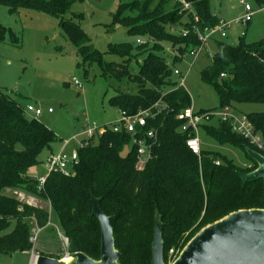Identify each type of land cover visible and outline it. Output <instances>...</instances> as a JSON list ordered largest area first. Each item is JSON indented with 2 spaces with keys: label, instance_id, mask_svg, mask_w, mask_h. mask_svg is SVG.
Listing matches in <instances>:
<instances>
[{
  "label": "trees",
  "instance_id": "1",
  "mask_svg": "<svg viewBox=\"0 0 264 264\" xmlns=\"http://www.w3.org/2000/svg\"><path fill=\"white\" fill-rule=\"evenodd\" d=\"M82 1L0 0V4L10 13L25 9L55 16L61 31L76 47L82 66L97 63L102 76L132 83L133 92L119 91L108 98V104L119 112L134 114L159 101V110L153 109L155 115L146 126L157 129V143L151 159L138 170L131 135L123 129L113 131L109 128L112 122L101 125L106 126L105 132L88 138L76 149L78 162L73 173L51 171L40 185L28 171L40 163L38 158L44 150L51 151L57 136L37 118L27 116L17 99L0 90V253L31 251V221L38 229L49 222L48 209L6 193L21 189L46 200L64 235L74 240L80 251L98 259L100 231L97 218L91 214L93 194L101 210L114 215L111 225L120 264H151L153 221L158 213L166 263L169 249L181 250L203 226L233 211L264 206L263 180L244 184L237 174L256 168L244 146L255 148L232 131L230 122L214 120L201 129L219 144L241 149L250 160L249 167H240L227 155L202 147L200 157L193 154L186 146L193 133L182 132V121L176 117L191 106V101L184 86L173 78L181 76L180 71L174 74V65L199 44L191 29L196 17L201 29L216 25L219 18L211 13L209 0H186L195 15L175 0L120 2L106 31L123 25L135 42L109 43L106 53L119 60H105L80 23L73 20L81 19V14L72 12L65 17L75 2ZM253 2L259 8L264 5V0ZM6 33L11 42L18 41L12 30L0 25V40ZM244 38L239 37L235 45L213 40L217 49L201 70V78L219 97V107L264 106V37L251 43ZM136 39L144 42L137 43ZM166 43L174 51L172 55L165 52ZM132 58L136 71L128 66ZM245 114L264 141V107ZM37 254L55 257L42 251Z\"/></svg>",
  "mask_w": 264,
  "mask_h": 264
},
{
  "label": "rangeland",
  "instance_id": "2",
  "mask_svg": "<svg viewBox=\"0 0 264 264\" xmlns=\"http://www.w3.org/2000/svg\"><path fill=\"white\" fill-rule=\"evenodd\" d=\"M123 1L129 0L75 2L65 16L70 17L72 12L81 14V19L74 17L73 20L80 23L91 44L103 53L105 60H119L106 53L109 43L135 42L134 37L126 34L123 25L116 26L112 32L106 31L112 22V13ZM247 1L254 8H259L253 0ZM209 7L212 14L226 20L242 13L239 0H209ZM0 25L12 30L18 37L17 42H11L9 33H6L4 39L0 40V90L17 99L23 107L31 103L40 109L41 114L37 119L57 136V141L51 144V151L58 153L64 147V152L69 154L80 146L87 125H107L120 117L119 110L108 104V98L119 91L133 92V84L102 76L97 63H92L89 68L82 66L76 47L61 31L55 16L25 9L10 13L6 6L0 4ZM246 28V43L264 37V9L255 12ZM240 29L245 27L232 23L230 29H227V37L216 35L215 39L235 45L239 42ZM164 45L165 52L172 55L174 51L167 43ZM216 49V43L209 40L195 62L192 57L186 56L174 65L181 76L173 78L178 82L183 80L194 109H211L220 105L213 86L201 78V70L209 63L208 56ZM128 66L134 71L137 69L133 58ZM73 78L80 86L73 83ZM263 107L242 104L234 108V111L247 113L263 110ZM48 109L52 111L48 112ZM26 114L33 117L30 112ZM198 137L204 150L225 154L240 167L250 166L249 158L241 149L219 144L206 136L201 128ZM51 151L44 150L39 155L40 163L36 166L38 171L47 173V158ZM6 193L12 195L11 191L7 190ZM40 205L49 210L50 222L47 227L37 231V243L32 245L31 251L34 254L42 251L60 258L64 246L59 232L63 234V230L50 204L40 200ZM30 253H0V264H27Z\"/></svg>",
  "mask_w": 264,
  "mask_h": 264
},
{
  "label": "water",
  "instance_id": "3",
  "mask_svg": "<svg viewBox=\"0 0 264 264\" xmlns=\"http://www.w3.org/2000/svg\"><path fill=\"white\" fill-rule=\"evenodd\" d=\"M244 149L257 166L249 172H238V176L244 184L257 179H262L264 184V156L249 146H244ZM91 214L99 223L98 259L80 251L74 240L59 232L66 243L68 256L56 258L36 254L35 264H120L111 225L114 215H106L93 194ZM151 264H167L158 213L153 221ZM171 264H264V206L233 211L203 226L187 241Z\"/></svg>",
  "mask_w": 264,
  "mask_h": 264
},
{
  "label": "built area",
  "instance_id": "4",
  "mask_svg": "<svg viewBox=\"0 0 264 264\" xmlns=\"http://www.w3.org/2000/svg\"><path fill=\"white\" fill-rule=\"evenodd\" d=\"M182 5V9L190 10L192 13L193 8L189 2L186 0H175ZM242 5V13L240 16L234 18L231 21H222L214 26H205L201 29L200 24L195 20L192 25V31L197 35V39L199 44L192 48L188 56L192 57L193 62L199 57L200 53L204 49L206 43L209 40L215 39V36L218 35L220 38L227 37V29H230L231 24L235 23L245 29H240L238 34L239 37L246 35V27L252 20L253 15L256 11L260 9H264V5L260 8L256 9L254 6L247 0H239ZM195 15V13H194ZM137 43H143V39H136ZM211 55V54H210ZM209 55V57H211ZM175 75L180 74L178 69L173 70ZM221 77L225 76L224 73H221ZM73 83L77 86H80L75 78H73ZM180 85H184L183 80L180 81ZM154 110H159V101L154 103L152 107L146 109H140L134 114H127L124 111H120V117L112 122L109 126L113 131L125 130L132 137V144L136 146V161L135 168L138 170H142L147 162L151 159L153 155V146L157 143V129L149 128L146 126L148 124V119L154 117ZM26 112L32 113L33 117L37 118L41 111L31 103L26 104L25 106ZM51 112V109L47 110ZM177 119L181 120L182 123L180 125V130L182 132L193 133L192 136H189L186 139V146L188 149L198 157L201 154V144L198 137L199 129L202 125L209 124L214 120H222L229 121L231 125L232 131L241 135L247 142L253 146L256 151L264 152V141L260 133L256 132L252 122L248 119L245 113L235 112L234 109L228 105L223 107L210 109V110H199L194 109L192 106L185 108L177 114ZM106 126H98L95 124L87 125L82 135L83 140L80 145H83L87 142V139L94 136L95 134H102L106 131ZM191 135V134H190ZM260 153V152H259ZM264 156V154H262ZM78 162L77 152L72 151L67 154L64 150L59 151L58 153H54L47 158V173L42 176L37 177L39 184L42 185L45 181L47 174L51 171H59L66 175L73 173V167ZM219 164L218 161L215 162ZM37 231L38 228L32 229V233L30 236V241L36 245L37 243ZM64 246L63 257L68 256V250L66 247V243L62 240ZM181 250L179 248H171L167 254V264H171L175 258L178 256Z\"/></svg>",
  "mask_w": 264,
  "mask_h": 264
},
{
  "label": "crops",
  "instance_id": "5",
  "mask_svg": "<svg viewBox=\"0 0 264 264\" xmlns=\"http://www.w3.org/2000/svg\"><path fill=\"white\" fill-rule=\"evenodd\" d=\"M242 9V8H241ZM241 15V14H240ZM239 15V16H240ZM217 16V15H216ZM218 18H219V20H222V21H231V20H233L234 18H236V17H234V18H232V19H228V20H226L225 18H223V17H219V16H217ZM238 17V16H237ZM196 19H198L199 20V17L197 16L196 17ZM198 20H197V22H198ZM199 23V22H198ZM251 23V22H250ZM249 23V24H250ZM249 26V25H248ZM247 26V27H248ZM246 33H247V28H246ZM246 36V35H245ZM238 38H239V36H238ZM213 40H216V39H213ZM212 40V41H213ZM242 113H244V112H242ZM61 150H64V147H62L61 149H60V151ZM53 152V151H52ZM38 168L36 167V166H33V167H31L30 169H29V171H28V174L30 175V176H32V177H39V176H42V175H44L45 173L44 172H42V170H37ZM11 192H12V195L14 196V194H17V196H15V198H17V199H20V200H22V201H25V202H28V203H31V204H34V205H38V206H41L40 205V200H42V199H40V198H38V197H36L35 195H33V194H30V193H27V192H25L24 190H21V189H14V190H10ZM49 222H50V218H49ZM31 224H32V228H37L36 227V225H35V222L32 220L31 221ZM47 227V226H46ZM39 230V229H38ZM41 230V229H40ZM31 253L29 254V258H28V263L27 264H30V262L32 261V255H36V254H34L33 253V251H30Z\"/></svg>",
  "mask_w": 264,
  "mask_h": 264
},
{
  "label": "bare ground",
  "instance_id": "6",
  "mask_svg": "<svg viewBox=\"0 0 264 264\" xmlns=\"http://www.w3.org/2000/svg\"><path fill=\"white\" fill-rule=\"evenodd\" d=\"M35 260H36V256L32 255V261L30 262V264H35Z\"/></svg>",
  "mask_w": 264,
  "mask_h": 264
}]
</instances>
